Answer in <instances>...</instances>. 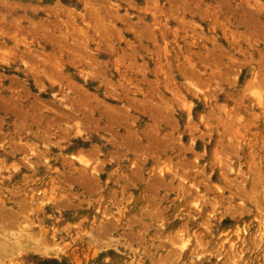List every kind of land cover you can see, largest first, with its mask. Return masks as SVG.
Returning a JSON list of instances; mask_svg holds the SVG:
<instances>
[{
	"label": "rangeland",
	"instance_id": "rangeland-1",
	"mask_svg": "<svg viewBox=\"0 0 264 264\" xmlns=\"http://www.w3.org/2000/svg\"><path fill=\"white\" fill-rule=\"evenodd\" d=\"M0 264H264V0H0Z\"/></svg>",
	"mask_w": 264,
	"mask_h": 264
}]
</instances>
